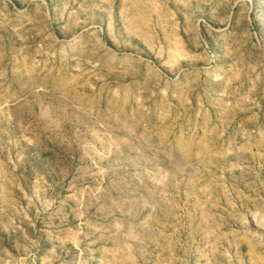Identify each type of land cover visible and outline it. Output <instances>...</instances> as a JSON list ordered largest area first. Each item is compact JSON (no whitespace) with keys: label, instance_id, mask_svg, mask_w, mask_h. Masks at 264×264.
I'll return each instance as SVG.
<instances>
[{"label":"rangeland","instance_id":"374dc122","mask_svg":"<svg viewBox=\"0 0 264 264\" xmlns=\"http://www.w3.org/2000/svg\"><path fill=\"white\" fill-rule=\"evenodd\" d=\"M0 264H264V0H0Z\"/></svg>","mask_w":264,"mask_h":264}]
</instances>
